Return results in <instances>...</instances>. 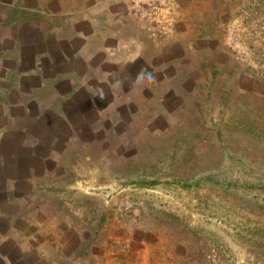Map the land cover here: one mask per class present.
<instances>
[{
  "label": "rangeland",
  "instance_id": "obj_1",
  "mask_svg": "<svg viewBox=\"0 0 264 264\" xmlns=\"http://www.w3.org/2000/svg\"><path fill=\"white\" fill-rule=\"evenodd\" d=\"M32 5L54 25L84 9L115 17L159 52L115 109L59 137L52 172L37 167L24 190L20 214L37 215L22 235L75 231L94 264H264V0Z\"/></svg>",
  "mask_w": 264,
  "mask_h": 264
},
{
  "label": "crops",
  "instance_id": "obj_2",
  "mask_svg": "<svg viewBox=\"0 0 264 264\" xmlns=\"http://www.w3.org/2000/svg\"><path fill=\"white\" fill-rule=\"evenodd\" d=\"M32 1L22 8L0 0V264H94V255L86 260L85 241L75 231L61 239L22 235L37 215L20 214L30 198L24 190L36 182L34 176L46 175L47 169L38 173L37 167L52 172L59 137L70 143L71 132L82 133L88 114L104 117L115 109L120 90L131 81L138 84L141 70L158 64L159 51L142 30L118 31L115 17L105 21L84 9L76 17L59 13L54 25L56 16L50 14V24ZM50 4L53 11L65 6Z\"/></svg>",
  "mask_w": 264,
  "mask_h": 264
}]
</instances>
